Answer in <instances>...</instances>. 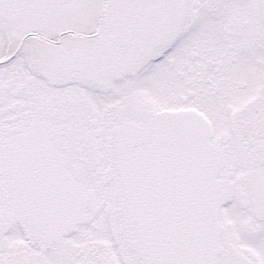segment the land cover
Instances as JSON below:
<instances>
[{
    "label": "snow or ice",
    "instance_id": "1",
    "mask_svg": "<svg viewBox=\"0 0 264 264\" xmlns=\"http://www.w3.org/2000/svg\"><path fill=\"white\" fill-rule=\"evenodd\" d=\"M0 264H264V0H0Z\"/></svg>",
    "mask_w": 264,
    "mask_h": 264
}]
</instances>
